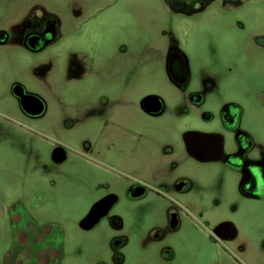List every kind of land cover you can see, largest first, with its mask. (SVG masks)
<instances>
[{
    "label": "flooded vegetation",
    "instance_id": "flooded-vegetation-1",
    "mask_svg": "<svg viewBox=\"0 0 264 264\" xmlns=\"http://www.w3.org/2000/svg\"><path fill=\"white\" fill-rule=\"evenodd\" d=\"M160 1L163 19L140 18L138 0H0V137L23 150L18 133L50 138L47 163L41 149L35 156L47 177L64 175L72 154L99 166V178L85 179L78 227L111 234L91 245L77 237L71 251L65 228L43 219L39 194L35 208L15 199L3 212V264H127L133 241L174 264L200 255L179 254L185 235H205L229 257L264 242V82L240 92L233 79L242 62L264 67V0ZM114 6L127 16L114 18L120 32L155 35L171 99L140 77L151 66L106 60ZM129 46L140 48L120 50ZM192 47L205 53L193 58Z\"/></svg>",
    "mask_w": 264,
    "mask_h": 264
},
{
    "label": "rangeland",
    "instance_id": "rangeland-1",
    "mask_svg": "<svg viewBox=\"0 0 264 264\" xmlns=\"http://www.w3.org/2000/svg\"><path fill=\"white\" fill-rule=\"evenodd\" d=\"M61 1L68 0H60V2ZM91 1L92 3H94L93 1L101 2V0ZM3 5L5 4L2 2L1 6ZM113 8L116 9L107 11V18L113 20L111 23L112 30L102 38L104 45L107 47L106 60L108 62H113L123 57V60L131 59L132 61L140 63V66H151V73L148 71L140 77H145L144 81L146 84L151 78L153 90L164 98L171 99L172 91L165 78L163 65L160 63L164 59V52L155 47H151V40H153L155 35L151 37V33L147 34L141 29L129 35L120 32L118 30V25L114 22V18H127V16H122L126 14L123 13L120 6H114ZM134 12L140 18L163 19L167 14L160 0H153V2H151V0H138V6ZM203 38L204 37L197 43L203 45ZM156 41H160V39L157 37L155 39V42ZM99 42V36L91 35L92 44L98 45ZM87 43L85 37H75L73 40V44L76 47L85 46ZM122 44L140 46V48L135 50V48L132 49V47L129 46L128 52L123 53L122 50H120V45ZM203 51L202 48H190V53L193 58H196L198 54L201 55L200 52ZM204 53L205 52L202 53V56ZM5 60L7 59H5V55L3 54V48L0 47V62H4ZM253 78L258 82H264V67H249L245 65L244 62L235 66L233 79L237 91L247 92V90H249L247 83ZM4 102H6V100H4ZM258 102L262 103L264 106L263 99L261 101L259 99L256 103ZM245 105H247L248 108L252 105L253 108L252 103L247 102ZM55 114L57 113H54V117L56 116ZM30 134L28 133L23 136V133H18L20 138L17 142L26 141L27 143V149L24 150L17 145L8 144L4 141L3 137H0V264H3L2 253L6 240L5 229L2 225L3 212L8 208L7 205L15 199L24 198L28 206L32 205V207L35 208L37 207L36 196L39 194L41 196L40 203L43 205V219H55L65 228L68 234L69 249L71 251L75 250L77 237H87L86 240H88L89 245H91L93 241H98L100 238L103 239L111 235L107 228H100V230L98 229L94 234L87 236V234L82 232L78 227V223L87 211L89 200V196L86 194L85 179L90 170L91 173L95 174L96 178H99L101 173L99 166L88 165L83 156L77 157L72 154L69 160L70 165L68 162V164L63 167L62 173L64 175L60 177H47L42 171L43 166L39 167L38 163H36L35 156H37L36 151L41 149L44 154V162L48 161L46 157H48L47 154L52 147V140L48 138V140L44 139L42 141L41 135L36 133V131L32 132L33 135ZM47 135L52 137V132ZM69 172L73 174L70 175L68 174ZM52 178L55 181L54 186L50 185ZM135 219L136 218L132 216L128 218L127 215L126 220L129 221L128 227H130V221ZM99 231H101L100 234ZM187 238L188 236H183L181 241L185 246L181 245L179 247V254L199 253L200 255L199 257L193 255H179L174 264H264V242H258L255 245L250 244L251 253L248 255L242 256L236 253L233 257H229L225 254V251L228 250L224 246L213 245L206 239L205 235H199L196 240ZM88 249L89 247H87V250ZM127 254V264H135L141 261H146L150 264H161L158 259L151 260V255H144V253L139 250L138 243L135 241L132 242L127 250Z\"/></svg>",
    "mask_w": 264,
    "mask_h": 264
},
{
    "label": "water",
    "instance_id": "water-1",
    "mask_svg": "<svg viewBox=\"0 0 264 264\" xmlns=\"http://www.w3.org/2000/svg\"><path fill=\"white\" fill-rule=\"evenodd\" d=\"M85 222H87V220Z\"/></svg>",
    "mask_w": 264,
    "mask_h": 264
}]
</instances>
